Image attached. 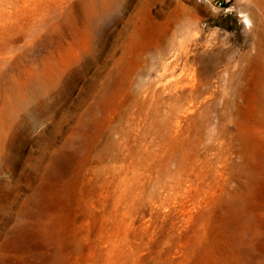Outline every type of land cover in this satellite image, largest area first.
<instances>
[{
    "label": "rangeland",
    "instance_id": "374dc122",
    "mask_svg": "<svg viewBox=\"0 0 264 264\" xmlns=\"http://www.w3.org/2000/svg\"><path fill=\"white\" fill-rule=\"evenodd\" d=\"M0 0V264H264V0Z\"/></svg>",
    "mask_w": 264,
    "mask_h": 264
},
{
    "label": "built area",
    "instance_id": "2783aa9c",
    "mask_svg": "<svg viewBox=\"0 0 264 264\" xmlns=\"http://www.w3.org/2000/svg\"><path fill=\"white\" fill-rule=\"evenodd\" d=\"M205 2L215 5L217 7H224V3L220 0H204Z\"/></svg>",
    "mask_w": 264,
    "mask_h": 264
}]
</instances>
